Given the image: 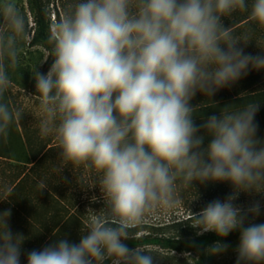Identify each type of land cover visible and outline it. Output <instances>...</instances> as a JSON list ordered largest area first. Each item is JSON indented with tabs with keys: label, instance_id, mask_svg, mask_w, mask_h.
Masks as SVG:
<instances>
[{
	"label": "clouds",
	"instance_id": "obj_1",
	"mask_svg": "<svg viewBox=\"0 0 264 264\" xmlns=\"http://www.w3.org/2000/svg\"><path fill=\"white\" fill-rule=\"evenodd\" d=\"M237 13L264 27V0H74L58 15L48 38L52 64L47 73L37 65L49 57L30 68V97L62 165L97 173L104 207L78 243L60 238L30 250L27 264H156L155 253L126 243L132 229L155 209L175 206L178 183L209 182L230 183L233 192L191 212L197 235L221 238L207 254L226 252L222 238L239 231L236 264H264V223H246L261 205L235 203L241 192H264L259 103L227 105L199 125V105L191 103L197 93L212 101L250 69H264V55L241 46L249 34L223 22ZM29 36L18 0H0V137L24 115L5 94ZM10 215L0 213V264H20L26 239L11 231Z\"/></svg>",
	"mask_w": 264,
	"mask_h": 264
},
{
	"label": "trees",
	"instance_id": "obj_2",
	"mask_svg": "<svg viewBox=\"0 0 264 264\" xmlns=\"http://www.w3.org/2000/svg\"><path fill=\"white\" fill-rule=\"evenodd\" d=\"M73 3L74 0H26L34 24L29 47L41 48L47 52L46 57H49L50 27L58 15ZM51 4L52 10L49 9ZM51 11L54 14L53 21L50 17ZM223 22L226 27L232 26L237 34L248 33L251 39L248 45H253L258 54L264 55V49L258 46H264V27L251 23L245 13L234 14L231 19L224 18ZM51 64L52 58L49 57L42 64L41 72L47 73ZM17 72L21 77L12 79L13 83L34 95V81L25 79L27 73L24 69L18 67ZM249 87L252 88L249 93L237 94L228 99H212L213 102H202L194 117L195 122L199 125L209 115H219L220 110L227 105L235 108L257 101L259 111L255 121L261 126L264 124V69L255 71ZM5 99L11 104L7 97ZM6 140L9 154H0V213L10 210L8 224L11 231L26 237L22 244L20 264H27V252L30 250L42 249L60 238L79 242L81 230H85L90 221L85 216L81 191L88 181L99 186V178L94 170L87 167H64L58 158L56 143L45 142L41 134L36 131L30 133L25 126H22L20 131L18 122L10 128ZM209 141L210 137L206 136L205 145ZM41 182L46 185L43 190L38 187ZM176 191L180 197L188 196L194 199L196 208L191 212L198 213L208 202L225 199L233 192V188L227 182L196 183L194 189L178 183ZM190 217L191 213L187 218L171 223L164 221L139 224L132 229L133 239L126 243L130 247H157L160 251L155 254L159 259L166 258L165 254L183 253L193 255L196 258L194 264H213L217 255H208L206 249L221 238L214 232L197 235L198 230L188 222ZM246 223H264V206L260 207L258 216L250 215ZM143 231L147 233L140 234ZM239 237V231H233L222 238V242L229 247L219 255L236 251ZM156 264L166 263L163 261Z\"/></svg>",
	"mask_w": 264,
	"mask_h": 264
},
{
	"label": "rangeland",
	"instance_id": "obj_3",
	"mask_svg": "<svg viewBox=\"0 0 264 264\" xmlns=\"http://www.w3.org/2000/svg\"><path fill=\"white\" fill-rule=\"evenodd\" d=\"M19 6L23 13L27 17V21L30 25V36L28 38V41L23 46V52L21 55V60L19 67L21 69H24V71L27 73V76L25 79L27 81H34L32 78V72L30 68L36 64L37 62L41 61L42 59L46 58L47 52L42 50L41 48L36 47H29L28 43L32 37L33 33V19L30 15L28 9L26 0H18ZM50 10H52V4L49 7ZM53 11H51V21H53ZM54 23V22H53ZM242 46V45H241ZM244 47V51L246 53H252V54H258L253 45H246L242 46ZM38 69L42 70V64L37 65ZM256 70L250 69L248 71V74L244 77H242L239 81L234 83L231 87H225L217 91L214 97L212 99H228L231 98L237 94H245L252 91V88L249 87V83L252 80V75L255 73ZM20 74L17 72V69L12 73V79L20 78ZM35 83V81H34ZM31 94L27 91L21 89L18 85L15 83H12V86L9 88V90L6 92L5 97L9 99L11 104L19 108L23 113V118L21 121L18 122L19 124V130L21 131L22 126H25L26 129L31 132H38L40 133V120L42 117V114L39 110L38 103L35 99V97H30ZM209 99H206L203 94L197 93L196 96L191 101L192 105H200L202 102L204 103ZM257 138L264 140V124L261 126L258 125V131H257ZM45 142H48L50 144H54L55 141L51 137H43ZM0 154L3 156H8V147H7V140L6 137H0ZM93 197H96L97 199L93 201ZM176 199L177 203L175 206L171 208H158L154 211L146 214L144 219L140 224L143 223H151V222H164L169 221L168 223H171L172 221H177L179 219L187 218V216L191 213L192 210L196 208L195 201L191 197H180L177 194L176 191ZM259 201L261 206H264V192L262 193H255V192H241L235 201L237 205L242 206L243 208L247 209L251 204L254 202ZM81 202L82 206L85 212L86 218H88L91 221L92 215L94 212L103 211L104 203L102 199V193L99 188V186L95 185L93 182L88 181L84 185L81 191ZM94 211V212H93ZM89 221V223H90ZM147 233V231H143L140 234ZM143 249L149 250L153 253L159 252L160 250L157 247L148 245L145 247H142ZM166 253V252H164ZM167 255L166 258L159 259L157 257L156 262L163 261L166 264H194L196 258L193 255L189 254H176V253H170L165 254ZM165 257V256H164ZM237 261V253L236 251L231 253H226L223 255H217L214 257L213 264H236Z\"/></svg>",
	"mask_w": 264,
	"mask_h": 264
}]
</instances>
